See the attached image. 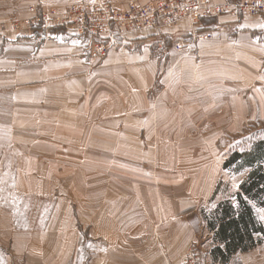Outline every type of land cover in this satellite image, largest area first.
<instances>
[{
	"label": "crops",
	"instance_id": "0c3cea01",
	"mask_svg": "<svg viewBox=\"0 0 264 264\" xmlns=\"http://www.w3.org/2000/svg\"><path fill=\"white\" fill-rule=\"evenodd\" d=\"M79 1L93 0H0V117L8 154L11 145L20 161L17 191L51 203L45 211H24L25 224L41 226L22 229L0 205V264H178L190 234L176 214L185 189L167 187L166 170L143 166L144 125L151 112H166L170 90L158 94L161 107L147 98L155 83L166 85V74L156 78L163 61L134 48L153 27L127 35L102 61L73 39H49L45 32L39 41L9 32V20L33 16L31 6L56 5L61 12ZM108 1L127 10L146 0ZM192 23L208 38L200 39L195 61L180 58V67L193 75L189 84L201 104L209 95V110L222 113L212 114L213 125L234 131L264 125V17ZM171 29L186 48L188 24ZM171 200L172 208L166 206ZM176 225L184 232L172 230ZM227 264H264V238Z\"/></svg>",
	"mask_w": 264,
	"mask_h": 264
},
{
	"label": "rangeland",
	"instance_id": "374dc122",
	"mask_svg": "<svg viewBox=\"0 0 264 264\" xmlns=\"http://www.w3.org/2000/svg\"><path fill=\"white\" fill-rule=\"evenodd\" d=\"M101 2H105L110 8L118 11H124L127 7V5L115 7L108 0L79 1L67 8L60 9L61 12L58 11L59 8L56 5L44 8L31 6L28 11L33 16L28 21H34L35 24L31 30H25L21 25L17 29H9L10 22L24 21L22 18L9 20L7 26L10 34L19 32L18 34L22 35L25 33L27 38L39 41L45 39L43 38L45 32L49 39H73L79 43L81 51H85L91 58L102 61L109 51L117 49L121 40H129L126 38L127 35L134 32L127 33L124 29H120L119 26L122 23L116 21H112L104 31L95 32L88 21V16ZM131 5L137 4L131 3L128 9ZM214 19L216 18H203L205 22L208 20L214 22ZM181 21L188 24L190 28L188 30H194L192 20ZM205 22L202 24L204 25ZM176 24L166 26V29H161L159 25L153 29L144 30L145 34L137 38L142 43L134 47L135 50L149 49L153 58L157 56L160 61H163V63L160 62L156 78L166 74V85L158 81L147 94L149 101H155V104L157 102L159 107L166 102V112L162 110L151 112L150 122L144 125L141 139L144 153L143 166L160 171L161 169L166 170V186L172 188L181 185L185 189L182 192L185 195V200L181 204L184 207L177 210L176 214L186 219L190 234L186 239L187 244L183 248L187 249L185 256L178 264H183L190 256L197 257L198 264H214L210 257V250L215 245L212 244V233L207 229L205 217H213L212 214L219 203L233 201L240 184L247 175L246 171L236 175L230 173L223 169V163L232 153L248 151L255 141L264 139V125L255 123L236 131L213 125L215 122L211 120L212 114L215 116L219 114L220 117L222 113L209 110V95L203 96V104H201L200 97L193 89L194 85L189 84V82L193 83V75L187 77L179 62L180 58L191 59L194 62L199 44L203 41L200 39L208 37L206 34L192 30L191 36H186L183 39V44H188L186 48L178 50L175 44L181 41L182 35L168 32ZM73 25L75 28L72 27ZM98 47L104 48H101V51L97 53ZM104 51L105 54H102ZM190 71L193 74L194 70ZM165 87L166 90H170L166 92V96L164 95L166 101L161 102L160 99L163 96L158 94L162 93ZM187 89L192 90L190 93H186ZM181 96L182 98H180ZM2 123L3 119L0 117V205L17 219L14 224L17 228L39 227L41 225L25 224V214L22 215V213L31 210H48L51 203L38 199H35L34 201L37 203H34L31 198L17 191V186L22 182V178L18 176L17 172L20 161L13 153L11 145L10 154H8L6 139H4L6 127H1ZM200 185H204V187ZM210 187L211 193L205 197V194L201 192L207 191V188L210 189ZM215 192L216 195H214ZM176 193L175 190L170 191L169 195L173 196ZM175 203L174 200H171L166 206L172 208ZM257 215L258 220L264 225V212L258 210ZM179 226L176 225L172 230L184 232L183 227L179 228ZM192 237L193 239H191ZM206 240L208 245H204ZM171 243L173 244V241ZM207 251L208 254H206ZM215 264L219 263L215 261Z\"/></svg>",
	"mask_w": 264,
	"mask_h": 264
},
{
	"label": "trees",
	"instance_id": "16d2710c",
	"mask_svg": "<svg viewBox=\"0 0 264 264\" xmlns=\"http://www.w3.org/2000/svg\"><path fill=\"white\" fill-rule=\"evenodd\" d=\"M223 169L235 175L246 171L247 175L234 200L219 203L213 217H205L215 245L210 257L219 264H227L236 253L252 250L264 238L257 215L258 210L264 212V139L255 141L248 151L229 155Z\"/></svg>",
	"mask_w": 264,
	"mask_h": 264
},
{
	"label": "built area",
	"instance_id": "2783aa9c",
	"mask_svg": "<svg viewBox=\"0 0 264 264\" xmlns=\"http://www.w3.org/2000/svg\"><path fill=\"white\" fill-rule=\"evenodd\" d=\"M225 15L264 17V0H239L237 4L217 0H147L142 5H133L129 11H118L101 2L88 16L95 32H101L112 21L121 22L125 29L170 26L183 19L199 21L203 18H218ZM120 29H122V27ZM80 30V28L78 27ZM182 41L175 44L181 49ZM102 47L97 50L101 51ZM197 257L190 256L183 264H198Z\"/></svg>",
	"mask_w": 264,
	"mask_h": 264
},
{
	"label": "bare ground",
	"instance_id": "6f19581e",
	"mask_svg": "<svg viewBox=\"0 0 264 264\" xmlns=\"http://www.w3.org/2000/svg\"><path fill=\"white\" fill-rule=\"evenodd\" d=\"M228 1H226V0H223L222 1V3L224 4V3H227ZM218 3V2H217ZM229 3H231V2H229ZM237 3V2H236ZM131 6H133V5H131ZM131 6H130V8H131ZM130 8L127 10V11H129L130 10ZM122 12H125V11H122ZM183 20H187V19H183ZM201 20H203V19H200L199 21H193L194 23H199ZM19 25H21V26H23V27H28V28H33L34 27V21H28V20H26V21H22L21 23L20 22H15V21H12V22H10V25H9V29L11 28V30L12 29H17V28H19L20 26ZM73 28H75V25H73L72 26ZM122 27V29H124V31H126V32H135V31H138V30H142V29H146V28H152V27H145V28H139V29H134V30H129V29H125L123 26H121ZM163 27H166V26H163ZM106 28H103L102 30L104 31ZM102 48H104V47H102ZM97 53L99 52L98 50L96 51ZM102 54H105V51H104V53H102Z\"/></svg>",
	"mask_w": 264,
	"mask_h": 264
}]
</instances>
